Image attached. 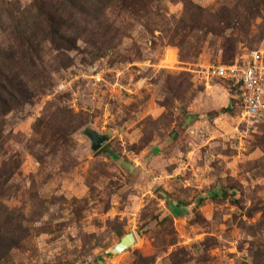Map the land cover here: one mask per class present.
Instances as JSON below:
<instances>
[{
    "label": "rangeland",
    "instance_id": "obj_1",
    "mask_svg": "<svg viewBox=\"0 0 264 264\" xmlns=\"http://www.w3.org/2000/svg\"><path fill=\"white\" fill-rule=\"evenodd\" d=\"M254 50L264 0H0V264H264Z\"/></svg>",
    "mask_w": 264,
    "mask_h": 264
},
{
    "label": "built area",
    "instance_id": "obj_2",
    "mask_svg": "<svg viewBox=\"0 0 264 264\" xmlns=\"http://www.w3.org/2000/svg\"><path fill=\"white\" fill-rule=\"evenodd\" d=\"M207 71L209 75L224 78L236 86L244 114H264V56L259 50L252 51L243 60L212 65Z\"/></svg>",
    "mask_w": 264,
    "mask_h": 264
},
{
    "label": "water",
    "instance_id": "obj_3",
    "mask_svg": "<svg viewBox=\"0 0 264 264\" xmlns=\"http://www.w3.org/2000/svg\"><path fill=\"white\" fill-rule=\"evenodd\" d=\"M87 134L89 135V137L91 138L92 141V147L94 149H98L102 146V144L105 143V141L107 140V136L104 134L99 133L96 130L90 129L87 131ZM135 240V236L133 234V232H128L127 234H125L120 241L114 246L113 251L114 252H119L123 249H125L126 247H128L132 242H134Z\"/></svg>",
    "mask_w": 264,
    "mask_h": 264
},
{
    "label": "trees",
    "instance_id": "obj_4",
    "mask_svg": "<svg viewBox=\"0 0 264 264\" xmlns=\"http://www.w3.org/2000/svg\"><path fill=\"white\" fill-rule=\"evenodd\" d=\"M4 238L2 237V235H0V243L4 242Z\"/></svg>",
    "mask_w": 264,
    "mask_h": 264
}]
</instances>
